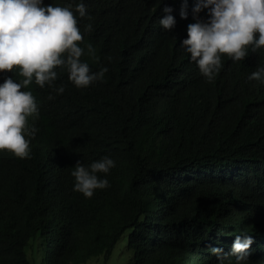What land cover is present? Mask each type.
<instances>
[{
	"label": "trees",
	"instance_id": "16d2710c",
	"mask_svg": "<svg viewBox=\"0 0 264 264\" xmlns=\"http://www.w3.org/2000/svg\"><path fill=\"white\" fill-rule=\"evenodd\" d=\"M77 2L43 0L74 14ZM83 2L78 43L94 55L80 59L108 71L85 88L60 68L53 87L27 86L38 131L31 158L0 150V264H218L209 247L227 252L241 234L254 240L242 264H264V83L248 79L264 66V46L237 61L221 54L208 82L180 45L195 0L186 18L183 0ZM164 6L170 30L159 24ZM105 155L115 161L98 173L108 186L73 191L76 161Z\"/></svg>",
	"mask_w": 264,
	"mask_h": 264
},
{
	"label": "clouds",
	"instance_id": "9594fccd",
	"mask_svg": "<svg viewBox=\"0 0 264 264\" xmlns=\"http://www.w3.org/2000/svg\"><path fill=\"white\" fill-rule=\"evenodd\" d=\"M206 9V20L197 17ZM159 24L166 30L175 25L170 6H164ZM83 0L71 5L44 4L43 0H0V73L15 71L21 77L4 76L0 82V150L14 156L31 158L29 138L35 137L39 118L36 98L27 86L34 82L39 87H53L57 68L65 70L68 80L77 88H85L102 80L108 71L106 66L90 71L82 62L84 54L94 55L91 44L80 46L82 33L77 26V16L85 17ZM179 15L188 16L187 0H183ZM195 22L187 25V37L181 41L185 52L196 63L200 73L208 81H214L223 67L221 54L233 61L243 59L249 46L252 51L264 46V0H195L192 7ZM92 29L85 24L84 31ZM87 49V52H85ZM248 79L264 83V66H257ZM62 94L64 85L55 86ZM52 98L51 95L49 97ZM115 166L108 155L85 165L77 160L70 175L74 178L73 191L91 197L95 189L108 186L107 174ZM253 237L236 235L229 251L222 246H210L209 252L217 257L218 264L228 256L235 257V264H242L249 256Z\"/></svg>",
	"mask_w": 264,
	"mask_h": 264
},
{
	"label": "rangeland",
	"instance_id": "374dc122",
	"mask_svg": "<svg viewBox=\"0 0 264 264\" xmlns=\"http://www.w3.org/2000/svg\"><path fill=\"white\" fill-rule=\"evenodd\" d=\"M100 263H101L100 260H91L88 264H100ZM108 264H113V263L109 262ZM121 264H124V262H121Z\"/></svg>",
	"mask_w": 264,
	"mask_h": 264
}]
</instances>
